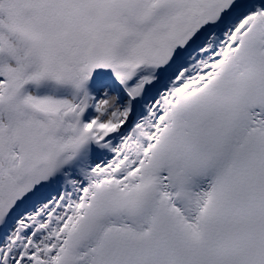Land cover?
Returning a JSON list of instances; mask_svg holds the SVG:
<instances>
[{
	"label": "snow or ice",
	"instance_id": "6c2138e0",
	"mask_svg": "<svg viewBox=\"0 0 264 264\" xmlns=\"http://www.w3.org/2000/svg\"><path fill=\"white\" fill-rule=\"evenodd\" d=\"M0 264H264V0H0Z\"/></svg>",
	"mask_w": 264,
	"mask_h": 264
}]
</instances>
